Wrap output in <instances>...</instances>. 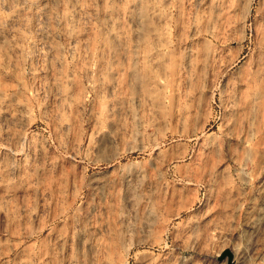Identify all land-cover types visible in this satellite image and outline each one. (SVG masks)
<instances>
[{
    "label": "rangeland",
    "instance_id": "1",
    "mask_svg": "<svg viewBox=\"0 0 264 264\" xmlns=\"http://www.w3.org/2000/svg\"><path fill=\"white\" fill-rule=\"evenodd\" d=\"M0 264H264V0H0Z\"/></svg>",
    "mask_w": 264,
    "mask_h": 264
},
{
    "label": "bare ground",
    "instance_id": "2",
    "mask_svg": "<svg viewBox=\"0 0 264 264\" xmlns=\"http://www.w3.org/2000/svg\"><path fill=\"white\" fill-rule=\"evenodd\" d=\"M173 136V134L170 136V137H172ZM167 137L166 136H161L160 138H159V140H157V141H155L153 144H152V148H153V150H158L159 149V147H160V145L165 141V139H166ZM168 139V138H167ZM112 247H113V245H111ZM111 246L109 247V249L111 248ZM112 250V249H111Z\"/></svg>",
    "mask_w": 264,
    "mask_h": 264
}]
</instances>
